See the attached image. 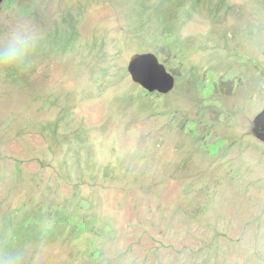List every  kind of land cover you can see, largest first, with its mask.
I'll use <instances>...</instances> for the list:
<instances>
[{
	"label": "rangeland",
	"instance_id": "obj_1",
	"mask_svg": "<svg viewBox=\"0 0 264 264\" xmlns=\"http://www.w3.org/2000/svg\"><path fill=\"white\" fill-rule=\"evenodd\" d=\"M15 29L38 41L0 67V246L264 264V0H4L0 39ZM148 54L167 93L132 80Z\"/></svg>",
	"mask_w": 264,
	"mask_h": 264
},
{
	"label": "clouds",
	"instance_id": "obj_2",
	"mask_svg": "<svg viewBox=\"0 0 264 264\" xmlns=\"http://www.w3.org/2000/svg\"><path fill=\"white\" fill-rule=\"evenodd\" d=\"M38 36L25 29H15L0 39V67L24 65L35 48ZM26 255L20 248L0 246V264H25Z\"/></svg>",
	"mask_w": 264,
	"mask_h": 264
},
{
	"label": "water",
	"instance_id": "obj_3",
	"mask_svg": "<svg viewBox=\"0 0 264 264\" xmlns=\"http://www.w3.org/2000/svg\"><path fill=\"white\" fill-rule=\"evenodd\" d=\"M4 0H0V4ZM129 72L133 82L149 90L158 89L167 93L173 86V78L169 76L153 55H137L132 58ZM263 118V119H262ZM262 119V120H261ZM264 113L254 122L253 134L264 139Z\"/></svg>",
	"mask_w": 264,
	"mask_h": 264
},
{
	"label": "trees",
	"instance_id": "obj_4",
	"mask_svg": "<svg viewBox=\"0 0 264 264\" xmlns=\"http://www.w3.org/2000/svg\"><path fill=\"white\" fill-rule=\"evenodd\" d=\"M205 178H206V177L203 175V177L200 178V180L204 181ZM206 179H207V178H206ZM239 195H240V198H242V199L244 198V196H243V191H242V192L240 191V192H239Z\"/></svg>",
	"mask_w": 264,
	"mask_h": 264
}]
</instances>
